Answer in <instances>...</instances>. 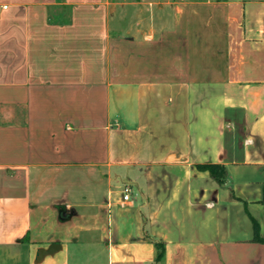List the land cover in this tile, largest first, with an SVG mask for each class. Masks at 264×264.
<instances>
[{"label": "crops", "instance_id": "obj_1", "mask_svg": "<svg viewBox=\"0 0 264 264\" xmlns=\"http://www.w3.org/2000/svg\"><path fill=\"white\" fill-rule=\"evenodd\" d=\"M119 2L0 0V264H264V0Z\"/></svg>", "mask_w": 264, "mask_h": 264}, {"label": "trees", "instance_id": "obj_2", "mask_svg": "<svg viewBox=\"0 0 264 264\" xmlns=\"http://www.w3.org/2000/svg\"><path fill=\"white\" fill-rule=\"evenodd\" d=\"M200 170L209 171L211 176L216 179L217 182L223 183L227 178V169L224 165L221 164H203L198 165ZM264 201V199H263ZM254 233L255 238L260 239L259 237V224L256 220L253 219ZM157 248V257L156 261H160L165 256V244L163 242L153 241Z\"/></svg>", "mask_w": 264, "mask_h": 264}, {"label": "built area", "instance_id": "obj_3", "mask_svg": "<svg viewBox=\"0 0 264 264\" xmlns=\"http://www.w3.org/2000/svg\"><path fill=\"white\" fill-rule=\"evenodd\" d=\"M131 187L129 186H125L124 188V196H123V200L124 201H128L130 199L131 196Z\"/></svg>", "mask_w": 264, "mask_h": 264}, {"label": "rangeland", "instance_id": "obj_4", "mask_svg": "<svg viewBox=\"0 0 264 264\" xmlns=\"http://www.w3.org/2000/svg\"><path fill=\"white\" fill-rule=\"evenodd\" d=\"M122 1H131V0H120L119 5L121 6Z\"/></svg>", "mask_w": 264, "mask_h": 264}]
</instances>
